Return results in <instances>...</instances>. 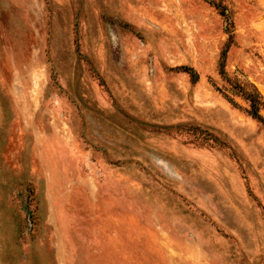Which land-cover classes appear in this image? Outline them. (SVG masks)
<instances>
[{"label": "rangeland", "instance_id": "374dc122", "mask_svg": "<svg viewBox=\"0 0 264 264\" xmlns=\"http://www.w3.org/2000/svg\"><path fill=\"white\" fill-rule=\"evenodd\" d=\"M0 264H264V0H0Z\"/></svg>", "mask_w": 264, "mask_h": 264}, {"label": "trees", "instance_id": "16d2710c", "mask_svg": "<svg viewBox=\"0 0 264 264\" xmlns=\"http://www.w3.org/2000/svg\"><path fill=\"white\" fill-rule=\"evenodd\" d=\"M220 10L222 12L223 9H220ZM230 37H231V33L228 34V36L226 38V42H224V46L222 47V49L220 50V53H219L218 65H219L220 72H222L224 53H225V50H226L228 43L230 41ZM179 67L188 73L191 80H195L197 78L196 71H194V69H192V67H190L189 65H179ZM244 97H246L248 99V106L246 107V111L253 117L261 118V116L258 112L259 104H260L259 100L256 97H254V95H252L251 92L244 93Z\"/></svg>", "mask_w": 264, "mask_h": 264}, {"label": "crops", "instance_id": "0c3cea01", "mask_svg": "<svg viewBox=\"0 0 264 264\" xmlns=\"http://www.w3.org/2000/svg\"><path fill=\"white\" fill-rule=\"evenodd\" d=\"M94 233H95V234H97V235H99V234H100L98 229H97V233H96V232H94ZM100 235L103 237V235H102V234H100ZM100 235H99V236H100ZM101 236H100V237H101ZM102 244H103V240H102V242L100 243V245L102 246Z\"/></svg>", "mask_w": 264, "mask_h": 264}]
</instances>
